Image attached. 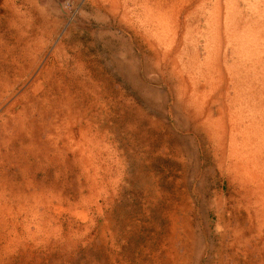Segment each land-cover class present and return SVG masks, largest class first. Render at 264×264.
<instances>
[{
    "label": "rangeland",
    "instance_id": "374dc122",
    "mask_svg": "<svg viewBox=\"0 0 264 264\" xmlns=\"http://www.w3.org/2000/svg\"><path fill=\"white\" fill-rule=\"evenodd\" d=\"M260 80L264 0H0V264H264Z\"/></svg>",
    "mask_w": 264,
    "mask_h": 264
},
{
    "label": "bare ground",
    "instance_id": "6f19581e",
    "mask_svg": "<svg viewBox=\"0 0 264 264\" xmlns=\"http://www.w3.org/2000/svg\"><path fill=\"white\" fill-rule=\"evenodd\" d=\"M151 14V13H150ZM153 15V14H152ZM214 15V14H213ZM148 19V20H150V23L149 24H152V25H155V26H157L158 27V25H159V22H158V20H157V22H156V20L153 18V16H150V17H148V14L146 15H144V17H141L140 18V20H142V19ZM214 21V20H213ZM210 24V23H209ZM159 28V27H158ZM261 78V77H260ZM261 81V80H260ZM254 84L256 85V90L260 93L261 91L263 92V95H262V98L264 97V84H262V81L261 82H259V81H254ZM237 97V96H236ZM249 97H254L255 98V95L252 93ZM256 100V99H255ZM255 100H253V101H255ZM255 105V104H254ZM258 105H263L262 107H264V103H261V102H258ZM261 106H259L258 108H260ZM261 107V108H262ZM264 109V108H263ZM263 109L261 110V112L263 111Z\"/></svg>",
    "mask_w": 264,
    "mask_h": 264
}]
</instances>
